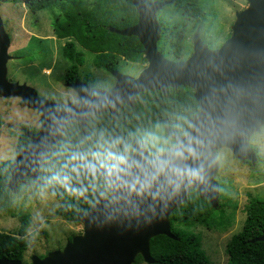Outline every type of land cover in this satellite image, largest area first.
Returning a JSON list of instances; mask_svg holds the SVG:
<instances>
[{
    "label": "water",
    "instance_id": "95a60500",
    "mask_svg": "<svg viewBox=\"0 0 264 264\" xmlns=\"http://www.w3.org/2000/svg\"><path fill=\"white\" fill-rule=\"evenodd\" d=\"M173 1L130 0L138 22L111 29L138 38L147 66L136 76L112 70L115 82L109 88L77 79L70 84L77 99L66 104L40 97L28 84L6 80L10 37L0 17V95L21 97L22 104L36 109L42 118L37 132H25L30 142L13 158L7 184L11 191L27 176L37 179L42 159L70 122L77 121L84 131L89 117L106 109L115 117L121 104L133 106L142 91L167 95L168 87L181 85L193 90L199 108L188 119L190 127L184 134L165 128L175 145L159 156L150 158L147 144L133 138V152L117 167L88 165L86 172L110 181V199L96 194L95 202L77 215L83 234L73 236L62 250L33 255L28 264H132L137 254L151 264L149 239L160 234L177 239L168 217L191 188L208 198L212 207L218 206L219 148H228L241 161H255L249 138L264 122V0H247L248 6L235 13L231 35L216 48L208 47L196 28L191 54L176 61L157 48L161 32L157 12ZM257 239L264 241V233ZM0 264L25 263L0 257Z\"/></svg>",
    "mask_w": 264,
    "mask_h": 264
},
{
    "label": "rangeland",
    "instance_id": "374dc122",
    "mask_svg": "<svg viewBox=\"0 0 264 264\" xmlns=\"http://www.w3.org/2000/svg\"><path fill=\"white\" fill-rule=\"evenodd\" d=\"M77 1L64 0L51 5L59 19L62 15L69 19V23L56 31L53 15L48 9L31 13L19 0H0V17L10 37L6 80L28 84L36 89L40 97L52 101L62 104L74 102L76 91L66 86L64 81L68 62L61 57L59 49L67 40H75L85 50L86 60L79 69L81 81L93 76L95 82L99 81L104 88L114 84L115 77L111 72L91 63L97 52L116 53L119 71L132 76L147 66L148 61L138 38L111 29L125 28L138 22V13L130 0H82L85 7ZM204 6L209 12L205 33L213 31L212 45L218 47L231 35L235 13L247 7L248 1L205 0ZM68 8H72L74 15H69ZM82 20L91 24L97 20L103 27L85 32ZM194 32L195 29L188 26L185 43L189 50L185 58L192 52ZM41 123L38 111L23 105L21 97L0 95V162L16 156L15 145L18 135L23 132L22 124L28 125V131L37 132ZM163 131L162 126H156L157 135L164 136ZM141 134L146 144L151 141L146 133ZM249 143L256 150L253 163L239 160L226 147L217 150L215 180L219 184V204L213 207L212 218L207 224L178 226L198 238L210 264H226V243L241 229L248 201L251 198L264 200V122L252 132ZM174 145L173 140L168 148ZM10 192L12 211L26 215L29 220L24 235L27 247L23 263H30L33 255L44 257L51 250H62L73 236L83 234V223L79 220L67 221L58 215L59 201L48 190L38 186L35 178L25 177L24 181L18 182L16 191ZM106 196L110 199L109 194ZM5 204L0 201V231L15 233L20 221L5 210ZM141 264L149 263L143 259Z\"/></svg>",
    "mask_w": 264,
    "mask_h": 264
},
{
    "label": "trees",
    "instance_id": "16d2710c",
    "mask_svg": "<svg viewBox=\"0 0 264 264\" xmlns=\"http://www.w3.org/2000/svg\"><path fill=\"white\" fill-rule=\"evenodd\" d=\"M19 1L31 13L42 9L51 11L56 31L66 22L69 23L68 16L62 15L59 19L57 12L51 7L64 0ZM68 1L75 0H66ZM77 2L84 4L82 0ZM204 2L205 0H174L157 12L161 27L157 48L166 58L173 61L185 58L189 50L185 43L188 26L199 28L203 42L210 48H216L212 45L213 31L205 33L209 12L205 9ZM68 12L69 15H74L72 8H68ZM81 24L85 32L103 27L97 20L92 24L82 20ZM59 49L61 57L68 62L64 81L73 83L81 78L79 69L86 60L85 50L75 40L65 41ZM118 60L116 53L106 51L95 53L91 63L94 67L111 72L119 70ZM95 80L93 76L83 79L92 87H103ZM198 110L193 90L181 85L176 89L168 87L167 95L159 90L142 91L136 95L133 106L121 104L115 117H112L108 109L89 117L84 131L77 121L70 122L57 143L52 145L42 159L37 170L36 184L48 190L59 201L56 211L58 215L67 221H77V215L95 202L96 194L107 195L111 187L110 181L100 174L86 172L88 165L95 162L99 167L115 168L121 162L120 157L124 160L133 151V138L145 140L141 138V132L150 137L151 141L147 142L148 153L155 156L170 147L173 141L165 128L184 134L190 127L188 119L197 114ZM156 126H162L164 136L157 135ZM21 128L23 132L17 137L16 152L30 142L25 134L29 130L28 125L22 124ZM12 161L13 159L0 162V201L6 203L5 210L11 216L18 217L20 226L15 233L0 231V257L22 260L27 247L24 235L29 220L26 215L15 214L11 209L12 194L7 184ZM213 210L209 199L201 198L199 192L191 188L185 201L173 209L168 217L171 231L177 239L164 234L149 239L150 254L154 258L151 264H210L198 238L187 234L178 226L206 225L212 218ZM263 233L264 200L251 198L245 207L241 229L231 235L226 243V264H264V241L257 239ZM142 260L141 254H137L132 264H141Z\"/></svg>",
    "mask_w": 264,
    "mask_h": 264
},
{
    "label": "flooded vegetation",
    "instance_id": "af4514ba",
    "mask_svg": "<svg viewBox=\"0 0 264 264\" xmlns=\"http://www.w3.org/2000/svg\"><path fill=\"white\" fill-rule=\"evenodd\" d=\"M81 79H82V78H80V79H78V80H81ZM83 82H84V81H83ZM84 83H85V82H84ZM65 84H66V86L71 87V86H70L71 83H66V82H65ZM86 84H87V82H86ZM87 85H88V84H87ZM71 88H72V87H71ZM103 88H104V87H103ZM108 88H109V87H108ZM72 89H73V88H72ZM59 103H60V102H59ZM138 139H139V138H138ZM139 140H140V139H139ZM140 141H141V140H140ZM142 142H144V141H142ZM133 150H134V149H133ZM132 152H133V151H132ZM129 154H130V153H129ZM157 156H158V155H155V156H150V155H149L150 158H151V157H157ZM116 167H117V166H116Z\"/></svg>",
    "mask_w": 264,
    "mask_h": 264
},
{
    "label": "clouds",
    "instance_id": "9594fccd",
    "mask_svg": "<svg viewBox=\"0 0 264 264\" xmlns=\"http://www.w3.org/2000/svg\"><path fill=\"white\" fill-rule=\"evenodd\" d=\"M74 159H75V157H74ZM119 159H120L121 161H123V157H120ZM192 175H193V176H196L197 173H192ZM161 218H163V217H161ZM149 223H151V222H149Z\"/></svg>",
    "mask_w": 264,
    "mask_h": 264
},
{
    "label": "crops",
    "instance_id": "0c3cea01",
    "mask_svg": "<svg viewBox=\"0 0 264 264\" xmlns=\"http://www.w3.org/2000/svg\"><path fill=\"white\" fill-rule=\"evenodd\" d=\"M47 254V253H46Z\"/></svg>",
    "mask_w": 264,
    "mask_h": 264
}]
</instances>
